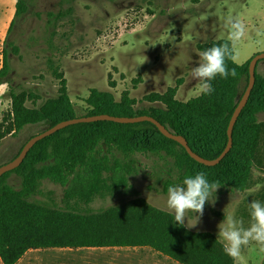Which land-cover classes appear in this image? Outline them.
I'll return each instance as SVG.
<instances>
[{
	"label": "trees",
	"instance_id": "obj_1",
	"mask_svg": "<svg viewBox=\"0 0 264 264\" xmlns=\"http://www.w3.org/2000/svg\"><path fill=\"white\" fill-rule=\"evenodd\" d=\"M24 11V0H18L15 17ZM223 43H229L231 48L232 58L226 63L229 69L236 68L235 77L217 76L211 81L214 88L211 95L185 102L176 98L181 83L178 80L176 86L168 87L163 93L146 95L145 101L159 104L146 109L135 108V100L129 97L127 90L116 101L110 92L91 89L85 99L86 112L78 115L69 98L64 75L51 66L52 74L59 81L57 96L38 108H29L25 103L30 94L11 90L10 112L0 122V140L8 134L15 136L27 126L40 125L46 130L76 117L148 115L171 132L182 135L196 154L214 159L227 144L230 118L249 79L250 58L237 64L229 40H211L199 45V50ZM10 46L15 53L17 48ZM8 69V51L3 49L0 77ZM257 69L258 64L254 86L233 127L232 147L214 166L192 159L180 144L163 136L148 121L77 123L39 140L17 168L0 177L2 264H15L29 249L102 247H148L179 264H236V260L224 253L214 233L177 226L169 212L141 197L129 178L139 170V155L154 156L162 161L156 173L164 193L169 186L180 184L186 176L197 172H204L209 182L219 183V190L245 191L250 184L258 144L261 126L258 115L264 112V72L259 73ZM109 86L114 87L115 83L109 81ZM12 173L20 178L19 187L8 182ZM43 180L63 188L62 206L51 197L47 202L34 198L41 194ZM121 193L130 194L132 198L97 210L88 207L95 198Z\"/></svg>",
	"mask_w": 264,
	"mask_h": 264
},
{
	"label": "rangeland",
	"instance_id": "obj_2",
	"mask_svg": "<svg viewBox=\"0 0 264 264\" xmlns=\"http://www.w3.org/2000/svg\"><path fill=\"white\" fill-rule=\"evenodd\" d=\"M17 1L0 0V70L3 49L8 51L9 64L8 72L0 77V83L6 82L7 87L2 97V118L10 112L11 90L30 94L25 103L29 108H38L57 96L59 81L51 66L64 75L78 115L86 112L85 99L91 89L110 92L116 101L127 90L135 100V108L146 109L159 106L145 101L146 95L163 93L181 80L176 98L185 102L198 87L190 71L197 66L199 45L229 40L225 23L228 18L243 26L242 37L232 44L237 64L264 52V0H24L25 11L15 17ZM10 19L14 22L8 31ZM10 44L17 48L15 53ZM257 71L264 72V60L258 63ZM109 81L115 86L110 87ZM258 122L261 126L249 187L243 192L217 189L214 205L206 202L202 217L190 230L217 236L218 224L233 210L247 226L248 203L252 199L264 203V112L258 115ZM44 129L40 125L27 126L15 136L2 138L0 165L9 162L31 135ZM138 158L139 170L129 182L149 204L163 209L167 193L162 191L156 173L162 161L154 156ZM8 182L19 187L20 178L12 173ZM253 190V196L245 197ZM62 195L60 185L43 180L41 194L34 198L47 202L51 197L62 206ZM131 198L124 193L95 198L88 207L97 210ZM132 254L151 255L153 251L118 247L65 249L38 251L35 257L44 261L42 264H73L75 259L102 261ZM263 259L264 252L252 244L242 249L236 264H262Z\"/></svg>",
	"mask_w": 264,
	"mask_h": 264
},
{
	"label": "clouds",
	"instance_id": "obj_3",
	"mask_svg": "<svg viewBox=\"0 0 264 264\" xmlns=\"http://www.w3.org/2000/svg\"><path fill=\"white\" fill-rule=\"evenodd\" d=\"M229 30V42L234 44L243 35V26L232 18L226 20ZM232 58L229 43L209 47L198 54L197 66L192 67L190 77L198 82L196 92L190 99L214 92L211 81L219 76L227 79L237 75L236 68L229 69L226 61ZM219 183L209 182L204 172H197L194 176H186L182 183L169 186L162 210L169 212L174 218V224L186 229L196 227L203 215L207 203H215V193ZM258 190V189H256ZM254 191L248 192L254 195ZM244 197V199H245ZM249 223L245 226L243 219L237 218L235 210L224 215L218 224L217 237L224 253L233 260L241 256L243 248L252 244L264 252V203L252 199L248 203ZM187 218V221L186 219Z\"/></svg>",
	"mask_w": 264,
	"mask_h": 264
},
{
	"label": "water",
	"instance_id": "obj_4",
	"mask_svg": "<svg viewBox=\"0 0 264 264\" xmlns=\"http://www.w3.org/2000/svg\"><path fill=\"white\" fill-rule=\"evenodd\" d=\"M264 59V52H260L257 53L255 55H253L248 63V84L247 87L245 89V91L243 92L240 100L238 101L232 116L230 118L228 127H227V144L225 146V148L223 149V151L219 154L218 157L214 158V159H207V158H203L200 155L196 154L188 145L187 140L179 134H175L173 132H171L170 130H168L165 126H163L160 122H158L156 119H154L151 116L148 115H141V116H134V117H125V116H114V115H109V114H99V115H92V116H82V117H76V118H72V119H68V120H64L61 121L57 124H55L54 126L40 132L37 133L36 135L30 137L25 144L23 145V147L21 148L19 154L13 158L12 160H10L9 162L0 165V177L6 173L9 172L15 168H17L25 159L27 153L29 152V150L41 139L55 133L56 131L65 128L69 125H73V124H77V123H89V122H95V121H112V122H116V123H123V124H127V123H137V122H143V121H148L151 122L152 124H154L157 129L159 130V132L169 138L172 139L174 141H176L178 144H180L188 153V155L194 159L195 161H197L200 164L206 165V166H214L216 164H218L225 156L226 154L229 152V150L232 147V131H233V127L235 125V122L240 114V112L242 111V109L244 108V106L246 105L248 98L250 96L251 90L254 86V82H255V70H256V66L258 64V62L260 60Z\"/></svg>",
	"mask_w": 264,
	"mask_h": 264
},
{
	"label": "crops",
	"instance_id": "obj_5",
	"mask_svg": "<svg viewBox=\"0 0 264 264\" xmlns=\"http://www.w3.org/2000/svg\"><path fill=\"white\" fill-rule=\"evenodd\" d=\"M13 19H10V23ZM9 28V27H8ZM6 82L0 83V120L3 115L4 110V100L2 101V97H4L7 87L5 86ZM178 91V90H177ZM177 96V93H176ZM102 248H111V247H102ZM116 248V247H114ZM118 248H138V249H149L150 251H153V254L151 255H143V254H132L125 257H108L104 260H86V258H81L80 260H72L73 264H179L178 262L174 261L173 259L169 258L168 256H165L163 254H160L148 247H118ZM65 249H71V248H48V249H29L24 253V255L15 263V264H38V262H41L39 264H42L44 261H38L35 257V254L38 251H62ZM77 249H85V248H77ZM73 250V249H72ZM0 264H2L0 260Z\"/></svg>",
	"mask_w": 264,
	"mask_h": 264
}]
</instances>
